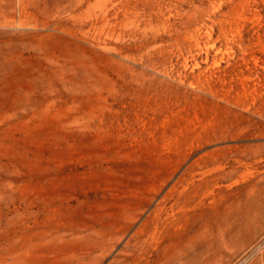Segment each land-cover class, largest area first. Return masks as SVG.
I'll list each match as a JSON object with an SVG mask.
<instances>
[{
  "label": "rangeland",
  "instance_id": "rangeland-1",
  "mask_svg": "<svg viewBox=\"0 0 264 264\" xmlns=\"http://www.w3.org/2000/svg\"><path fill=\"white\" fill-rule=\"evenodd\" d=\"M0 264H264V0H0Z\"/></svg>",
  "mask_w": 264,
  "mask_h": 264
}]
</instances>
